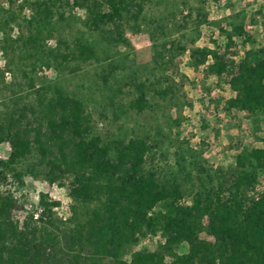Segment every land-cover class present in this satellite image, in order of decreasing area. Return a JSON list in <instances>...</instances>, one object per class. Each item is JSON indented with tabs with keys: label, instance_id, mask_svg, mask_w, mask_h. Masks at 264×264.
I'll use <instances>...</instances> for the list:
<instances>
[{
	"label": "trees",
	"instance_id": "trees-1",
	"mask_svg": "<svg viewBox=\"0 0 264 264\" xmlns=\"http://www.w3.org/2000/svg\"><path fill=\"white\" fill-rule=\"evenodd\" d=\"M187 2H0V144L8 149L0 158V264H264V193L250 196L264 175V138L261 146L235 145L233 164L189 167L177 153L175 166L164 169L153 164L157 144L148 135L103 139L81 97L38 75L42 68L73 73L80 63L99 60L92 33L144 31L151 61L140 65L146 74L130 77L129 109L153 108L150 95L175 96L178 85L166 70L187 53L195 68L208 64L209 75L231 92L227 110H246L264 123V47H250L238 59L229 54L233 38L250 41L244 11L226 16L221 52L196 45L201 26L221 20L209 21L202 7ZM24 8L28 19L21 17ZM20 18L26 32L14 28ZM117 68L110 62L104 75L111 90L106 110L115 120L126 116L116 101L120 86H109ZM28 176L66 184L71 215L57 218L59 201L41 194L44 219L30 213L21 225L13 219L20 197L10 184L23 187ZM154 235L160 239L153 248L133 249Z\"/></svg>",
	"mask_w": 264,
	"mask_h": 264
},
{
	"label": "rangeland",
	"instance_id": "rangeland-1",
	"mask_svg": "<svg viewBox=\"0 0 264 264\" xmlns=\"http://www.w3.org/2000/svg\"><path fill=\"white\" fill-rule=\"evenodd\" d=\"M7 1L0 0L1 3ZM21 2L22 0L16 1L17 4ZM187 4L193 8L202 7L209 21L221 20L220 24L214 22L201 26L197 46L215 47L223 52L227 42L224 35L225 18L231 12L243 10L244 28L250 41L245 42L243 37L233 38L229 54L238 59L250 47H264V0H188ZM30 14L31 11L24 8L21 17L28 19ZM24 19L20 18L14 25L16 30L27 31ZM90 36L96 40L99 60L80 63L73 73L60 74L53 68H42L38 70V75L48 82L60 81L68 91L81 97L90 112L94 132L103 139L148 135L157 144L152 154L153 164L164 169L175 166L177 153L186 157L189 167L192 166V161H205L216 166L233 164L235 145L261 146L260 139L264 138L262 119L252 117L246 110H227L226 100L231 92L226 87L219 86L215 78L209 75L208 64L195 68L187 53L177 56L166 70L178 85L175 96L160 99L150 95L153 108L142 113L129 109L128 104L134 97V91L129 85L130 77L140 70L146 74L140 65L150 64L151 61L147 33L111 28ZM56 39L57 35H54L47 42L53 46ZM107 56H111L110 60ZM110 62L116 63L118 68L115 71L117 81L111 79L109 86H120L121 91L117 94L116 101L126 111V116L117 120L106 110L111 90L105 84L104 75ZM4 64L5 58L0 50V69ZM7 150L6 145L0 144V158L6 156ZM257 184L258 191L264 189V175ZM10 185L20 197L18 206L12 211V218L20 225L30 213L25 205H32L31 209L41 206V194L58 200L59 204L68 205L66 213L63 209H53L57 218L64 219L65 215L66 218L71 215L72 200H69L66 184L49 185L41 179L28 176L23 187L18 188L13 183ZM254 194L251 190L250 196ZM159 239L157 235L147 236L138 241L133 249L143 246L153 248Z\"/></svg>",
	"mask_w": 264,
	"mask_h": 264
},
{
	"label": "built area",
	"instance_id": "built-area-1",
	"mask_svg": "<svg viewBox=\"0 0 264 264\" xmlns=\"http://www.w3.org/2000/svg\"><path fill=\"white\" fill-rule=\"evenodd\" d=\"M20 1L21 0H18V2H20ZM2 5L3 6H8V1L5 2V3H2ZM6 76H9V74L6 73ZM257 187H258V184H256V186L252 190V192L255 193L253 196H256L258 194H263L264 193V189L258 191L257 190ZM69 200H70V197H69ZM31 206L32 205H30V204L25 205L26 209H28L30 211V214L32 215V217H33L34 220L40 221L41 219H44L45 218L44 215H43V207L42 206L36 207L35 209H31ZM57 209H63V210H65V213H66L67 210H68V205L67 204L66 205H63V204L60 203L58 206L54 207V210H57ZM65 218H66V215L64 216V219Z\"/></svg>",
	"mask_w": 264,
	"mask_h": 264
}]
</instances>
